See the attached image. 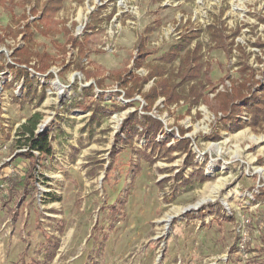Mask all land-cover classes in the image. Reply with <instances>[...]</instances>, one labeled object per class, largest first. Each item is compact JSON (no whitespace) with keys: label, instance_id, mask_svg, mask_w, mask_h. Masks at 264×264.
Instances as JSON below:
<instances>
[{"label":"rangeland","instance_id":"1","mask_svg":"<svg viewBox=\"0 0 264 264\" xmlns=\"http://www.w3.org/2000/svg\"><path fill=\"white\" fill-rule=\"evenodd\" d=\"M0 35V67L28 46L53 75L30 70L47 86L38 105L0 73V264H264V123L245 106L242 129L225 125L219 99L264 91V0H0ZM195 49L203 69L183 81ZM165 84L181 99L169 103ZM135 113L162 123L159 147L125 136ZM35 115L54 151L38 160L33 195L13 183L30 167L17 155ZM181 140L188 148L171 150Z\"/></svg>","mask_w":264,"mask_h":264},{"label":"trees","instance_id":"2","mask_svg":"<svg viewBox=\"0 0 264 264\" xmlns=\"http://www.w3.org/2000/svg\"><path fill=\"white\" fill-rule=\"evenodd\" d=\"M89 28V27H88ZM19 33H22L24 40L29 42L31 40V37L33 35L32 31H30V23H27L24 25L22 30H19ZM222 31H218L219 37L226 41L228 37H223L220 35ZM5 36L0 35V43L4 44L6 39ZM191 38V37H190ZM217 39V37H215ZM187 43L175 45L172 47L173 49L169 52L170 60H175L180 56V53L184 51L186 48ZM140 53L142 52L139 50ZM199 52V49H195V51H189L187 52V56L183 63L185 64V71L186 74L183 77L184 80H193L198 77V74L201 73L203 69V64L200 62L201 58L197 55ZM81 53H83V50H81ZM30 49L28 46L17 48L13 51L11 54V60L13 64H7L6 66L0 67V73L5 69L9 68L13 75L14 79L11 81H6V85L9 87H12L15 85V83L23 80L25 84V91L26 94L24 96L25 100H29L31 102H34L36 100V104L40 105L44 102L45 96H46V89L47 86L42 85L41 90L39 91L37 87H35V82H37L36 77H32L30 70L33 69L36 74H46L49 65L45 64L43 57H41V60H38V64L31 65V61L29 60L30 56ZM141 55H145L144 53H141ZM0 56H2V53H0ZM40 55H37L39 57ZM142 64H137V67H141ZM48 74V73H47ZM48 77H53L51 73L47 75ZM146 81V80H145ZM164 86V93L163 95L168 96L169 103H172L177 98L181 99V96L176 93L174 88H171L170 85L165 84ZM247 84H244L243 86L246 88ZM241 86L239 88H236L233 93L229 94H222L219 99L222 100V110L227 112L229 115L226 117L225 125L228 124L230 121H234L233 125L235 126V129L239 130L242 129L244 124L238 120L237 116L242 113V110L245 106H248V109L250 110V113L252 115L253 123L254 124H262L264 123V91L260 94L258 91H251L250 96H245L241 90ZM92 90V87L89 89H82L83 92L89 93V91ZM175 92V94H174ZM190 98H193L195 101L199 99L198 92L196 87H192L189 92ZM130 96V95H129ZM147 100L150 102V104L153 103V100L157 97V91H152L149 95L146 96ZM237 100L242 101L244 100V105H238L236 104ZM250 106V107H249ZM118 109L123 110L126 109V106H120ZM39 116L35 115L32 117V119L29 121L31 125H23L20 129V133L26 137V145L28 147L27 150L21 153H18V158L27 159L30 162V167L25 173V176L23 179L17 180L13 183V186H23V189L25 190V194H36L38 191V187L36 185V182H39V179L36 178L34 175V171L36 170L37 166L40 165L39 159L44 156H52L53 155V145L51 143V137L50 133L48 131L43 132L41 134L36 133V125L39 122ZM144 119V117H143ZM162 123L158 121L157 119H154L153 117H145V120H141L139 115L137 113L132 114L128 119L124 121V131L123 133L127 138H133L134 136H145L147 141L149 143H152L153 145L159 147V143L156 142L158 133L162 130ZM119 140L124 141L120 138L118 135ZM189 140H181L176 143V146H173L171 150H181L184 151L188 148V142ZM35 151L40 153V157L36 156ZM191 159L188 160V165L195 166V155H190ZM20 175V173L18 174ZM197 176H200L202 181L209 180L210 178L205 176L203 171H199ZM14 187V188H15ZM30 188V190H29ZM11 191H14L11 190ZM12 198L14 197V193L11 192ZM259 197V196H258ZM11 198V199H12ZM16 211V210H15ZM205 212V208H203L202 213ZM190 214H188L189 216ZM19 215L17 212H14L13 210V219L17 220Z\"/></svg>","mask_w":264,"mask_h":264},{"label":"built area","instance_id":"3","mask_svg":"<svg viewBox=\"0 0 264 264\" xmlns=\"http://www.w3.org/2000/svg\"><path fill=\"white\" fill-rule=\"evenodd\" d=\"M36 154H37V155H40V153L37 152V151H36ZM17 174H18V171H17L16 169H12V170H11V176H15V175H17ZM6 194H7V195L5 196V199L8 200V198H9V192L7 191ZM0 240H1V239H0ZM0 245H3L2 241H0Z\"/></svg>","mask_w":264,"mask_h":264}]
</instances>
